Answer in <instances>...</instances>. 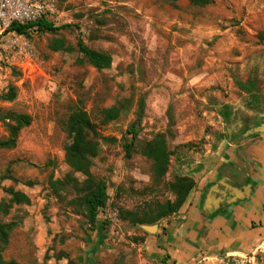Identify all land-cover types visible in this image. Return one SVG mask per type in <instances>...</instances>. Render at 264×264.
<instances>
[{
  "label": "rangeland",
  "instance_id": "rangeland-1",
  "mask_svg": "<svg viewBox=\"0 0 264 264\" xmlns=\"http://www.w3.org/2000/svg\"><path fill=\"white\" fill-rule=\"evenodd\" d=\"M56 2L53 24L65 28L28 33L18 43L24 51L5 48L10 36L0 41V96L15 93L12 102L0 101V141L12 125L6 115L31 119L16 147L0 150V224L10 227L6 244L0 242L1 260L167 264L146 244L157 230H144H161L165 219L153 225L132 220L173 202L172 183L193 180L195 168L216 163L220 150L259 137L244 134L264 124V0H211L204 7L190 0ZM79 42L107 54L111 67L96 71L78 52ZM141 104L137 140L126 154V133ZM224 106L229 120L220 115ZM78 111L93 125L88 135L97 144L89 174L108 193L93 225L82 204L87 177L65 156L68 121ZM158 136L169 153L161 179L142 154ZM250 264H264V248Z\"/></svg>",
  "mask_w": 264,
  "mask_h": 264
},
{
  "label": "crops",
  "instance_id": "crops-1",
  "mask_svg": "<svg viewBox=\"0 0 264 264\" xmlns=\"http://www.w3.org/2000/svg\"><path fill=\"white\" fill-rule=\"evenodd\" d=\"M258 135L195 168L184 205L146 242L150 255L166 256L167 264H250L262 252L264 133Z\"/></svg>",
  "mask_w": 264,
  "mask_h": 264
},
{
  "label": "trees",
  "instance_id": "trees-1",
  "mask_svg": "<svg viewBox=\"0 0 264 264\" xmlns=\"http://www.w3.org/2000/svg\"><path fill=\"white\" fill-rule=\"evenodd\" d=\"M193 5L207 6L212 2L211 0H190ZM62 28L55 27L53 23L47 21H39L35 24L18 25L12 24L9 28L10 32H14L20 36H27L28 33L36 34H55ZM78 52L84 57L87 62L98 72L108 70L111 67V58L104 53H99L87 48L82 42L78 43ZM15 99L13 89L0 96L1 102H12ZM144 105L139 106L136 120L127 131V136L130 137V142L124 145V151L129 154L134 148L137 140V128L140 126L143 117ZM111 119L116 117V111L110 109L107 111ZM111 114H113L111 116ZM220 115L226 119H230V112L227 106H224L220 111ZM4 120L11 122L12 125L8 126V137L4 141H0V150H12L16 147L19 133L22 129L27 128L31 124V119L27 115L8 114ZM94 132V127L90 123L87 115L84 112H76L69 118L67 125V134L70 144L66 147L65 156L66 162L70 168L75 172L81 173L87 177L86 182L82 185L83 192L82 204L85 208L88 221L93 225L97 219L100 210L106 207L108 201L107 186L102 182H96L89 174V158H93L97 154V144L90 139L89 133ZM142 154L147 159L153 162V172L156 179H161L167 172L169 165V153L163 136L156 137L152 142L143 147ZM195 183L188 178H178L172 185L171 190L175 195L173 202L167 201L162 205L155 207V214L142 219H134L132 223L153 225L160 220L169 218L178 213L184 205L190 192L194 189ZM13 202L20 204L19 195H13ZM24 198V197H23ZM27 202V201H26ZM8 226L0 224V242L6 244L8 238ZM0 264L2 262L0 257Z\"/></svg>",
  "mask_w": 264,
  "mask_h": 264
},
{
  "label": "built area",
  "instance_id": "built-area-1",
  "mask_svg": "<svg viewBox=\"0 0 264 264\" xmlns=\"http://www.w3.org/2000/svg\"><path fill=\"white\" fill-rule=\"evenodd\" d=\"M59 16L56 0H0V41L6 36L8 46L5 48H19V41H24L25 36L10 32L12 24L29 25L39 21L54 23Z\"/></svg>",
  "mask_w": 264,
  "mask_h": 264
},
{
  "label": "water",
  "instance_id": "water-1",
  "mask_svg": "<svg viewBox=\"0 0 264 264\" xmlns=\"http://www.w3.org/2000/svg\"><path fill=\"white\" fill-rule=\"evenodd\" d=\"M264 133V124H262L260 127H257L253 130H250L246 132L244 135L246 136H252L254 134H263ZM144 230L148 233H153L156 230V227H144ZM119 264H124L123 260H120Z\"/></svg>",
  "mask_w": 264,
  "mask_h": 264
},
{
  "label": "bare ground",
  "instance_id": "bare-ground-1",
  "mask_svg": "<svg viewBox=\"0 0 264 264\" xmlns=\"http://www.w3.org/2000/svg\"><path fill=\"white\" fill-rule=\"evenodd\" d=\"M263 246V245H262Z\"/></svg>",
  "mask_w": 264,
  "mask_h": 264
},
{
  "label": "flooded vegetation",
  "instance_id": "flooded-vegetation-1",
  "mask_svg": "<svg viewBox=\"0 0 264 264\" xmlns=\"http://www.w3.org/2000/svg\"><path fill=\"white\" fill-rule=\"evenodd\" d=\"M125 264V263H124Z\"/></svg>",
  "mask_w": 264,
  "mask_h": 264
}]
</instances>
